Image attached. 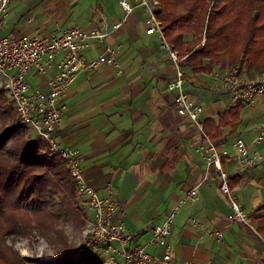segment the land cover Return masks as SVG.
<instances>
[{
	"label": "crops",
	"instance_id": "crops-1",
	"mask_svg": "<svg viewBox=\"0 0 264 264\" xmlns=\"http://www.w3.org/2000/svg\"><path fill=\"white\" fill-rule=\"evenodd\" d=\"M146 19L139 5L125 16L118 0H10L0 17V33L38 35L46 41L70 26L106 33L103 40H88L82 52L91 58L110 47L119 64L80 72L58 97L56 105L65 109L56 137L62 146L78 151L79 166L96 193L113 195L115 220L133 232L127 249L147 245L150 253L168 251L170 264H264V233L256 229L264 209V160L242 166L234 147L236 138L249 143L259 132L264 96L250 104L240 102L234 121L228 110L236 102L222 76L239 64L193 76V67L174 62L161 48L157 32L146 33ZM60 59L58 54L44 72L39 66L28 71L29 92L49 90ZM177 67L183 72L184 93L201 105L202 131L175 109L167 84ZM239 68L245 81L261 72L248 63ZM256 149L264 158V140L252 145L251 153ZM214 154L222 156L229 194L219 188ZM193 187L197 197L191 200L186 195ZM232 199L249 214L253 228L228 219ZM173 211L167 245L148 244L153 226Z\"/></svg>",
	"mask_w": 264,
	"mask_h": 264
},
{
	"label": "built area",
	"instance_id": "built-area-1",
	"mask_svg": "<svg viewBox=\"0 0 264 264\" xmlns=\"http://www.w3.org/2000/svg\"><path fill=\"white\" fill-rule=\"evenodd\" d=\"M10 0H0V17L7 8ZM124 15L132 12L139 5L147 12L146 33L157 32L161 39V48L166 50L174 62L182 60L172 50L164 38L162 25L157 17L160 8L159 0H118ZM115 23V27L123 21ZM106 33L99 30L85 29L79 26L68 27L61 36L46 41L37 36L15 37L0 33V87L7 99L12 102L16 114L29 128V134L34 135L36 142L45 141L49 150L66 161L67 169L77 187L78 197L90 216L84 225V242L81 248H90L107 259V264H170L171 255L168 251L162 254L150 253L147 245L126 248L133 236L122 221H116L117 202L111 193L100 197L95 189L87 182L82 168L78 163V151L72 147H64L56 137L62 111L65 106H57L58 97L63 94L80 72H87L101 65L117 66L115 49L108 47L106 51L95 57L87 58L82 49L91 39L103 40ZM58 54L61 59L57 65L58 71L49 78V90L43 92L35 89L28 91L26 75L28 71L39 66L44 72L46 65L53 61ZM44 62V63H43ZM176 77L168 82L167 88L173 92V101L177 113L186 115L190 121L202 131L199 121L201 105L183 91L184 77L180 68H176ZM222 83L232 102L253 103L264 96V70L255 80L245 81L240 74L239 66H232L224 72ZM264 140V123L251 142L242 137L235 140V158L242 166L253 167L264 160L256 149L251 153L252 145ZM222 156L214 154L212 162L219 170V188L223 193H230L227 172L221 166ZM197 197V187L191 188L186 198L194 200ZM232 211L228 219L241 222L253 228L249 214H246L238 202L231 200ZM175 211V210H174ZM174 211L167 218L151 229L148 244L166 246L170 234V224ZM216 236L221 241L222 234Z\"/></svg>",
	"mask_w": 264,
	"mask_h": 264
},
{
	"label": "trees",
	"instance_id": "trees-1",
	"mask_svg": "<svg viewBox=\"0 0 264 264\" xmlns=\"http://www.w3.org/2000/svg\"><path fill=\"white\" fill-rule=\"evenodd\" d=\"M157 17L164 38L192 74L213 67L248 63L264 70V0H159ZM228 110L234 121L242 109ZM66 161L45 141L36 142L0 88V264H24L26 259L8 238L33 231L62 242L59 225L70 220L79 229L89 215L80 203ZM257 231L264 233V209ZM67 246V244H64ZM61 264H103L82 255Z\"/></svg>",
	"mask_w": 264,
	"mask_h": 264
},
{
	"label": "rangeland",
	"instance_id": "rangeland-1",
	"mask_svg": "<svg viewBox=\"0 0 264 264\" xmlns=\"http://www.w3.org/2000/svg\"><path fill=\"white\" fill-rule=\"evenodd\" d=\"M26 130L29 134L30 130L27 126ZM29 136L34 139L32 133ZM86 211L89 213L88 210ZM59 228H62L64 234L62 242H53L40 236L38 232L33 231L28 237L8 238L7 243L18 251L21 256L26 258L23 261L24 264H61L68 259L76 258L80 255L87 260L107 264V259L103 255L98 254L90 248H81L84 242V227L79 229L75 226L74 222L62 219V224L59 225ZM64 244H67V246H64Z\"/></svg>",
	"mask_w": 264,
	"mask_h": 264
}]
</instances>
